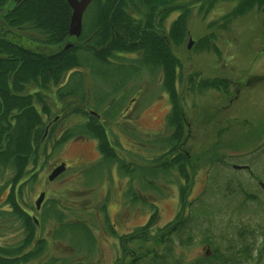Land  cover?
<instances>
[{
	"label": "rangeland",
	"instance_id": "1",
	"mask_svg": "<svg viewBox=\"0 0 264 264\" xmlns=\"http://www.w3.org/2000/svg\"><path fill=\"white\" fill-rule=\"evenodd\" d=\"M183 2L193 6L189 34L181 45L172 44V48L181 61L178 90L187 120L182 151L188 152L194 166L185 204L193 202L192 213L181 207L179 189L185 181L177 172L146 188L136 180L134 186L141 199L133 204L127 196L129 178L116 169L110 178L104 168L105 178L101 180L99 175L93 178L91 169L88 170L101 157L96 140L77 138L52 154H48V145L41 156L37 181L24 190L23 202L32 208L34 216L42 219L45 206L57 201L68 221L84 222L91 230L80 235L82 240L79 237L70 240L69 235L54 237L58 223L54 217H47L44 228L40 226L38 231L39 236L48 240L41 262L54 259L55 264H116L126 250L132 253L152 246L146 243L141 247L126 240L125 250L120 235L133 233L152 215L157 220L150 231L160 233L183 213V218L191 217L194 232L193 242L176 250L183 261L202 256L212 246L223 248L228 238L238 237L245 226L254 231L249 240L258 248L254 251L255 259L248 264H264V11L255 7L223 30L221 18L233 9L235 2L220 0L206 13V8L200 10L197 0H178L177 4ZM6 8L0 10V32L5 36L41 51L58 49L29 41L27 37L32 33L26 35L10 29L4 19ZM178 14L175 11L163 28L158 27L167 40L168 29ZM190 40L193 45L188 48ZM84 72L88 114L93 111L106 124L108 136L122 158L136 166L151 165V160L163 153L155 140L170 133L169 96L160 75L145 72L133 78L123 91L111 94L106 108L100 109L96 97L108 88V83L90 76L88 69ZM121 78H117L118 85ZM194 79L224 80L226 84L221 88L202 86L198 90ZM70 102L73 106L80 104L75 99H69L68 105ZM109 104L121 105L120 113L111 122L104 119ZM49 105L51 116L59 117L58 133L85 119L80 115L68 117L65 102L57 103L50 98ZM61 162L67 164V169L49 181L53 169ZM236 165L250 169L235 168ZM7 193L0 199V245L14 247L23 239L24 230L20 222L4 212L9 210L4 204ZM41 193L46 196L38 212L36 201ZM245 193L256 195L257 199ZM94 235L96 244L89 250L94 245Z\"/></svg>",
	"mask_w": 264,
	"mask_h": 264
},
{
	"label": "trees",
	"instance_id": "2",
	"mask_svg": "<svg viewBox=\"0 0 264 264\" xmlns=\"http://www.w3.org/2000/svg\"><path fill=\"white\" fill-rule=\"evenodd\" d=\"M177 1L94 0L84 14L82 34L75 38L69 33L72 9L66 0H0V10L7 7L4 19L10 29L26 35L32 33L27 38L33 43L58 48L50 52L30 48L0 32V180H3L0 199L8 191L4 204L9 210L4 212L20 222L24 230L18 245H0V264H55L54 259L41 262L48 240L39 236L38 231L40 226L44 228L47 217H54L58 223L54 237L69 235L70 240L77 237L82 240L80 235L91 230L84 222L68 221L57 201H53L52 206H45L42 219L35 218L32 208L23 202L24 190L37 181L41 156L48 145V154H52L77 138L96 140L101 157L88 170L91 169L93 178L99 175L101 180L105 178L104 168L110 178L114 169L129 178L127 196L133 204L141 199L134 186L136 180L146 188L177 172L185 181L179 189L181 207L192 213L193 202L185 204L194 166L188 152L182 151L187 120L178 90L181 61L172 44L181 45L188 36L193 6L188 2L177 4ZM197 1L200 10L206 8V13L220 0ZM227 1L235 2V5L221 18L223 30L229 29L235 18L255 7L264 11V0ZM175 11L179 14L168 29L170 39L167 40L158 27L163 28L166 19ZM128 55L135 56L129 58ZM84 69L98 81L108 83V88L96 97L100 109L106 108V100L111 94L123 91L133 78L141 77L145 72L160 75L162 87L169 96L167 127L170 133L155 140L163 153L151 160V165L136 166L122 158L108 136L106 124L93 111L88 114ZM117 73L122 76L120 85ZM194 82L198 90L202 86L221 88L226 84L224 80L197 82L194 79ZM50 98L67 104L68 117L80 115L85 119L58 133V116H51ZM69 99L78 100L80 104L73 106L70 102L68 105ZM107 108L108 116L104 119L111 122L120 113L121 105L109 104ZM234 167L250 169L240 165ZM245 195L257 199L256 195ZM183 217L181 213L160 233L152 234L150 228L157 220L156 215H152L133 233L120 235L123 244L128 240L141 247L146 243L152 246L128 253L124 244L126 251L116 264H248L255 259L254 251L258 248L249 240L254 231L244 226L238 237L228 238L223 248L212 246L202 256L183 261L176 255L178 246L190 245L194 240L191 217ZM94 238V245H86L89 250L95 247V235Z\"/></svg>",
	"mask_w": 264,
	"mask_h": 264
},
{
	"label": "water",
	"instance_id": "3",
	"mask_svg": "<svg viewBox=\"0 0 264 264\" xmlns=\"http://www.w3.org/2000/svg\"><path fill=\"white\" fill-rule=\"evenodd\" d=\"M18 1V0H17ZM94 0H66L69 6L72 9V15L69 25L70 36L79 38L83 31V18L88 7L93 3ZM193 45V40L189 42V48ZM66 170V164L63 163L60 166L56 167L51 175L49 180L53 181L58 176H60ZM45 198V193H41L39 199L36 201V206L39 209L43 200Z\"/></svg>",
	"mask_w": 264,
	"mask_h": 264
},
{
	"label": "flooded vegetation",
	"instance_id": "4",
	"mask_svg": "<svg viewBox=\"0 0 264 264\" xmlns=\"http://www.w3.org/2000/svg\"><path fill=\"white\" fill-rule=\"evenodd\" d=\"M263 52H264V49H263ZM58 119H59V117L57 118V120H58ZM57 120H56V121H57ZM63 163H65V162H61L59 165H56V167L60 166V165H61V164H63ZM65 164H66V163H65ZM56 167H55V168H56ZM67 167H68V166H67V164H66V169H67ZM55 168H54V169H55ZM54 169H53V170H54ZM52 172H53V171H52ZM64 172H65V171H64ZM49 181H50V180H49ZM45 196H46V193H45ZM43 201H44V200H43ZM42 204H43V202H42ZM42 204H41V206H40V208H39V209H38V208H36L38 212H40V211H41V209H42V207H43V205H42ZM33 216H34V215H33ZM34 217L38 219V217H36V216H34ZM38 224H39V222H38Z\"/></svg>",
	"mask_w": 264,
	"mask_h": 264
}]
</instances>
